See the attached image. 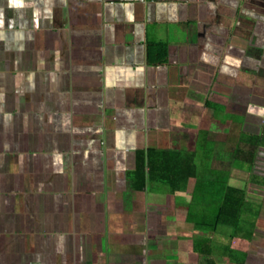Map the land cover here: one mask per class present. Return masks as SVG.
Wrapping results in <instances>:
<instances>
[{
	"label": "crops",
	"instance_id": "0c3cea01",
	"mask_svg": "<svg viewBox=\"0 0 264 264\" xmlns=\"http://www.w3.org/2000/svg\"><path fill=\"white\" fill-rule=\"evenodd\" d=\"M259 110L264 0H0V264H200L196 188L248 200ZM237 230L225 263L260 262Z\"/></svg>",
	"mask_w": 264,
	"mask_h": 264
},
{
	"label": "trees",
	"instance_id": "16d2710c",
	"mask_svg": "<svg viewBox=\"0 0 264 264\" xmlns=\"http://www.w3.org/2000/svg\"><path fill=\"white\" fill-rule=\"evenodd\" d=\"M242 143L243 145H240L236 150V157L242 161L253 163L256 151L259 146L264 144V139L255 136ZM220 181L221 178L217 180L216 176L205 174L199 182L195 193L196 203L189 209V220L194 223L195 231L201 228L200 223L202 227L206 226L208 233L222 230L227 226L231 227L233 232L238 228L252 231L254 229L252 219L258 210H254L253 206L245 200V193L242 189L227 186L223 181ZM217 182L219 187L216 186ZM213 199L216 203L215 207L210 204ZM230 233L232 234V232ZM195 251L200 254V264H218L214 258L211 244L207 243L204 246L197 243ZM241 264H244L243 261Z\"/></svg>",
	"mask_w": 264,
	"mask_h": 264
},
{
	"label": "rangeland",
	"instance_id": "374dc122",
	"mask_svg": "<svg viewBox=\"0 0 264 264\" xmlns=\"http://www.w3.org/2000/svg\"><path fill=\"white\" fill-rule=\"evenodd\" d=\"M254 101L255 100L253 98L251 102L254 104ZM248 116L250 119L245 124L246 127L244 125L239 126L240 128L237 127L235 130H233V132H230L231 133L230 136H227L228 140L231 141V144L236 145L237 141L239 140L240 134L242 132H247V131L259 132L263 128L262 126H264V112L262 110H259L256 113L252 112V115L250 113ZM248 166L249 165L237 167L236 172H235L236 176H234L232 182L235 183V185H238L244 188V190H246V196H247L246 198L248 199L246 201H249V203L252 204L254 210H258V212H256L257 214H255V217L252 219L253 223L256 224V228H255V231L252 233H248V232H245L239 229L235 233L237 236L242 237V238H247L248 236L252 235L253 237L252 245L256 244L257 247L259 248L260 245H264V158L262 156L261 157L258 156V160L257 162H255L254 166L253 167H250V166L248 167ZM260 170L262 172L260 174V177L263 179H260L252 183L249 182L250 172L252 173L253 171L255 173L256 171H258L259 173ZM210 204L212 206L214 205L213 207L216 206L214 199L212 202H210ZM201 222L205 224L203 221ZM207 224L208 223H206V225ZM208 226L211 227V225L209 224ZM200 227L201 228L198 229L199 235L208 233L207 232L208 229H206V226L202 227L200 223ZM230 230H231V227L227 226V227H223L222 230L212 231L213 233L209 232L208 234H210V237H213V238L205 239L206 242L212 243L213 246H218L222 248L220 251V255H219V259L221 260L222 264H226L225 262H228L231 259H233L230 255L231 253L228 254L227 252L228 249L232 248V246L234 245L233 243H235L234 236L230 234V232H232ZM211 234L213 236H211ZM261 238L263 239V241L260 243ZM261 252H259L261 253L260 254L261 259L259 258L261 261L257 262L256 264L258 263L264 264V247L263 246H262Z\"/></svg>",
	"mask_w": 264,
	"mask_h": 264
}]
</instances>
